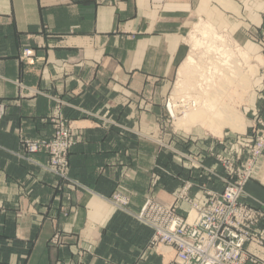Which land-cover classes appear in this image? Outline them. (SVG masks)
<instances>
[{
  "label": "crops",
  "instance_id": "crops-1",
  "mask_svg": "<svg viewBox=\"0 0 264 264\" xmlns=\"http://www.w3.org/2000/svg\"><path fill=\"white\" fill-rule=\"evenodd\" d=\"M190 19L200 20L190 34L204 25L254 55L262 77L242 134L165 133L164 102ZM50 97L69 105V176L89 191L66 187L43 169L46 152L24 148L52 136ZM263 103L264 0H0V264H170L151 231L108 198L120 191L138 212L150 194L172 204L184 183L198 202L200 185L220 192L224 171L214 155L243 151ZM155 137L172 151H157ZM244 190L241 202L264 204V152ZM254 234L263 246L244 248L264 262V225Z\"/></svg>",
  "mask_w": 264,
  "mask_h": 264
},
{
  "label": "built area",
  "instance_id": "built-area-1",
  "mask_svg": "<svg viewBox=\"0 0 264 264\" xmlns=\"http://www.w3.org/2000/svg\"><path fill=\"white\" fill-rule=\"evenodd\" d=\"M51 122L54 129L52 140L25 144L26 152L45 150L48 155L43 166L45 171L74 191H89L69 176L68 155L74 145L70 126L60 117ZM261 125L264 127L263 121H254L251 126L254 135L251 134L243 151L233 159L222 154L214 155L224 171L218 177L223 185L220 192L200 185L199 192L204 200L198 202L189 197L192 185L185 183L173 196L172 204L148 197L140 212L131 215L151 231L153 245H162L174 252L175 264H261L260 259L244 246L251 242L263 246L260 237L254 233L264 225V204L252 207L241 202L245 185L252 179L255 165L264 152V132L260 134L257 130ZM178 155L188 162L191 159L182 153ZM190 167L210 172L200 163ZM179 201L188 207L184 215L177 213L176 203ZM108 202L113 206L123 203L118 194Z\"/></svg>",
  "mask_w": 264,
  "mask_h": 264
},
{
  "label": "rangeland",
  "instance_id": "rangeland-1",
  "mask_svg": "<svg viewBox=\"0 0 264 264\" xmlns=\"http://www.w3.org/2000/svg\"><path fill=\"white\" fill-rule=\"evenodd\" d=\"M200 20L198 19H190L187 23V27L182 32L183 42L186 46V56L183 59V61L180 63V65L177 68L175 76L170 80L169 89L167 91V95L164 102V112L166 113V120L169 121L166 124V127L164 128L165 133L169 135L170 133H176V135H182L183 133L189 134L191 133H197V135L203 136V137H210L213 139H221L232 135L242 134L245 132V121H247L249 117V109L252 103L254 102L252 99L256 98L254 91L252 92L254 87V83L260 78L261 79V72L258 67L257 62L254 58H252L247 51H245L241 46H239L227 33L216 31L220 36H224L225 39H229L234 45H237L240 49L243 50L245 55H247L248 59L246 61V58L243 62H246L247 65H255L256 66V73L254 74L251 84L245 85L242 84L241 75L238 77V74H243L245 71L242 67L236 66L239 61L236 60V56L230 60L233 63H231V66H234V68H227L223 65V63L220 61L221 58L224 56L221 55V52H215V50L207 51V46L204 45L200 48H194L192 46V40L188 43V38H196V35H191L190 32L192 31L194 23H199ZM196 23V24H197ZM199 35V33H198ZM124 36V35H122ZM127 37V35H125ZM221 40H223L221 38ZM221 40H211L212 47H216L215 49L219 50H228L229 46H226L225 43H222ZM229 51V50H228ZM230 52V51H229ZM233 53V52H231ZM30 52L26 49L22 52V59H25V57L29 56ZM192 56L195 63L192 67H190L187 71H185V74L179 77V69L181 65L184 63V60L188 57ZM79 60L81 62L82 57L79 55ZM243 58H240L242 60ZM223 60V59H222ZM242 62V61H241ZM224 66H222V65ZM214 65V66H213ZM230 71H229V70ZM243 72V73H242ZM27 90V93L23 94L21 91V95H28L29 91ZM52 99V107L51 110L46 117V121H48L52 126V135L54 134L53 131V124L51 121H56L59 117L63 121H67V125L70 126V129L72 130L74 134V145L76 143V136L74 129L71 127L70 121L71 118L69 115L64 113V108L69 107V105L62 99L58 97H50ZM251 99V100H250ZM188 100H191L193 104L190 106L188 103H186ZM168 109H167V105ZM196 103V105H195ZM198 104V107H197ZM183 105H186L187 107H183ZM196 106V109H195ZM260 109L257 111L256 116L252 117L251 121H263L264 123V103L259 107ZM229 112H236L240 115V118L242 121H239V127L240 130L234 131L228 125H225L227 121L225 118V114ZM87 114V113H86ZM252 115V114H251ZM62 116V117H61ZM260 134L264 132V127L262 125L257 128ZM155 134L150 133V137L152 136H158V132ZM182 133V134H180ZM154 134V135H153ZM251 134L254 135L251 129ZM51 136L49 139L44 140H38L32 143L41 142V141H50L52 140ZM158 137H155L154 144L156 146L157 151H160L164 147L167 149H170L172 151V148L169 145H166L161 140L157 139ZM152 140V139H150ZM73 145V146H74ZM72 146V147H73ZM72 149V148H71ZM70 149V150H71ZM45 152V150L41 149ZM263 155V154H262ZM48 159V155H47ZM200 163L193 157L189 161V165H194L195 163ZM69 165V163H68ZM185 184V183H184ZM177 193V191H176ZM174 193V195H176ZM118 194L119 198L123 201L116 203V205H112L115 207L118 211L125 213L122 210H126L130 215L125 213L128 216L131 215H137L140 212V209L142 208V205L144 204L145 200L148 197H153L156 200H159L157 197H154L152 194L145 196L144 201L139 209L138 212H134L130 210L129 208V198L125 197L120 191H114L108 200L115 195ZM124 199V200H123ZM160 201V200H159ZM260 204V203H258ZM263 204V203H262ZM133 217V216H131ZM136 220V218H135ZM137 221V220H136ZM138 222V221H137ZM56 237V242H53V239ZM51 242L53 244H58L60 241L59 235H54ZM153 245V244H152ZM165 254L168 259H172L170 264L174 263V252L168 247L164 248ZM261 264H264L263 261H261Z\"/></svg>",
  "mask_w": 264,
  "mask_h": 264
},
{
  "label": "bare ground",
  "instance_id": "bare-ground-1",
  "mask_svg": "<svg viewBox=\"0 0 264 264\" xmlns=\"http://www.w3.org/2000/svg\"><path fill=\"white\" fill-rule=\"evenodd\" d=\"M199 33V35H198ZM196 35V38H191L192 40V46L194 48H200L204 45L207 46V51H212V50H215V52H221L224 56L221 58V62L223 63V65L227 68H234V66H231L230 64L233 63L231 61L230 63V60L233 58V56L235 57L236 56V60L239 61L240 63H238L237 65V62L236 63V66L235 67H242L244 69V73L243 74H238V77L241 75V77H239V79L241 78L242 80V84H245L249 86V84H251V80L254 76V74L256 73V67L254 65H247L246 62H243L246 58V61L248 59L247 55H245V53L243 52L242 49H240L237 45H234L229 39H225L224 36H220L219 34H216L214 33L213 31H211L209 28H207L206 26H196L195 27V30L191 33V35ZM221 38L223 40H221ZM221 40L222 43H225L226 46H229V51L227 50H219V49H215L216 47H212V43H209L211 42V40ZM233 52V53H231ZM240 58H243L242 60H240ZM223 59V60H222ZM242 61V62H241ZM195 61L193 59L192 56H188L185 60H184V63L181 65L180 69H179V77H181L182 75L185 74V71H187L190 67H192L194 65ZM222 65V64H221ZM222 65V66H223ZM214 66V65H213ZM223 66V67H224ZM229 70V69H228ZM230 71V70H229ZM186 103H188V105H192L193 102H191V100H188ZM196 105V103H195ZM183 107H187L186 105H183ZM197 107H198V104H197ZM195 109H196V106H195ZM225 118L227 121L225 125H228V127H230L232 130L234 131H239L240 130V127H239V121H242V119L240 118V115L237 114L236 112H229L228 114L226 113L225 114Z\"/></svg>",
  "mask_w": 264,
  "mask_h": 264
}]
</instances>
